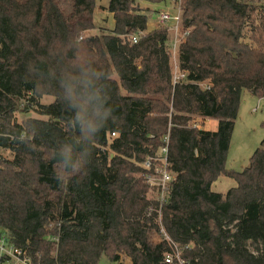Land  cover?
<instances>
[{
  "label": "trees",
  "instance_id": "1",
  "mask_svg": "<svg viewBox=\"0 0 264 264\" xmlns=\"http://www.w3.org/2000/svg\"><path fill=\"white\" fill-rule=\"evenodd\" d=\"M107 1L113 29L98 37L83 36L94 28L95 0H0V150L10 154L0 163V233L34 264H98L104 254L161 264L172 248L149 241L158 229L139 164L168 135V237L191 247V264H264V138L243 171L225 167L242 92L264 99V0H181L186 79L177 83L167 30L147 31L136 0ZM85 69L104 75L85 85ZM43 96L54 100L39 104ZM30 106L43 119L17 122ZM195 118L218 121L217 130L191 128ZM88 121L105 125L93 133ZM66 148L73 164L87 165L58 179L72 172ZM220 177L236 187L212 192Z\"/></svg>",
  "mask_w": 264,
  "mask_h": 264
},
{
  "label": "rangeland",
  "instance_id": "2",
  "mask_svg": "<svg viewBox=\"0 0 264 264\" xmlns=\"http://www.w3.org/2000/svg\"><path fill=\"white\" fill-rule=\"evenodd\" d=\"M107 0H95V11H94V28L92 30L84 33L83 36H102L110 35L113 29V19L112 16L105 10L107 6ZM134 6L139 9L142 13L147 14L149 17L147 31L154 29H164V26H161L157 18L158 16L166 11L172 10V4L170 7L169 0H163L158 4L149 3L146 1L136 0ZM172 35V34H171ZM170 33H168L167 44L170 47L171 59L170 67L171 74L176 72L175 66L179 65L178 58V46L173 49L171 44L173 39ZM79 40H81L79 38ZM53 97L43 96L39 100V104L47 105L53 102ZM26 103V102H25ZM23 103V106L26 107V104ZM27 113H16L15 117L17 122H21L26 118H41L36 112L34 106ZM207 120V119H206ZM195 118V123L199 124L203 130L214 131L217 130L218 121L216 120H207ZM193 121V120H192ZM192 121L189 123L191 125ZM193 121V122H194ZM112 134V133H111ZM108 136V144L110 141L116 138L117 135ZM264 138V99L259 98L251 93L243 91L240 97V103L238 107L237 117L234 120L233 130L230 138L229 148L227 151V159L225 167L228 170H233L235 172H241L249 166V159L253 155L256 149L260 147V144ZM9 153H5V156H9ZM114 154H111L113 157ZM138 176H136L137 178ZM145 182V181H144ZM236 183L233 179L227 177H220L213 185L212 192L219 194H226L230 189L235 188ZM148 194V187L146 191V197ZM148 199V198H147ZM159 236L155 231V228L148 230L149 241L155 243ZM121 264H129V259L125 258L123 255L120 256ZM98 264H117L109 260L108 255L104 254L100 258Z\"/></svg>",
  "mask_w": 264,
  "mask_h": 264
},
{
  "label": "built area",
  "instance_id": "3",
  "mask_svg": "<svg viewBox=\"0 0 264 264\" xmlns=\"http://www.w3.org/2000/svg\"><path fill=\"white\" fill-rule=\"evenodd\" d=\"M181 0H169L172 10L161 13L157 21L161 26H164L167 33H170L173 43L171 48H179L182 40L188 35V31H184L182 27V11L180 9ZM139 35L131 37V43H137ZM81 39V38H80ZM176 72L173 73L172 82H182L186 79V74L179 71L178 66H175ZM194 121V120H193ZM191 123L190 127L201 130L199 124L195 121ZM115 136L114 133L111 134ZM5 156L0 150V163L6 160ZM168 159V135L164 139V145L160 147L154 156L145 160L139 167L143 171V177L148 187L147 198L151 202L153 210L154 224L158 229V236L160 241H164L171 246V252L167 253L161 264H191L189 259L185 257L184 253L190 250V246L179 247L166 234L162 226V211L170 199L171 184L174 181V176L169 171ZM150 213L148 214V216ZM0 264H34L26 249L15 246L10 242L6 232L0 233Z\"/></svg>",
  "mask_w": 264,
  "mask_h": 264
},
{
  "label": "clouds",
  "instance_id": "4",
  "mask_svg": "<svg viewBox=\"0 0 264 264\" xmlns=\"http://www.w3.org/2000/svg\"><path fill=\"white\" fill-rule=\"evenodd\" d=\"M101 75H104V73L96 71L94 69H85L82 72V82L85 83V85L91 84L93 76L98 78ZM64 86H65L67 98L69 99L71 106L76 107L77 104L75 102L74 84L72 83L71 80H66V81H64ZM109 118H111V109L108 107V109H106L104 112V120L107 122L109 120ZM75 120H76V122L80 123L82 127L85 126L84 116H83L82 112H77ZM104 125H96L92 121H88L86 126L90 132L95 133V132H99L104 127ZM62 156L64 157V159L62 161L64 169L67 170L69 167H71L72 172L68 173L67 171H65V175L62 178L57 173L58 179H68L71 176L80 173L81 168H83V170L86 168L87 164H83V163L73 164L72 163L71 150L70 149L66 148L64 150V152L62 153Z\"/></svg>",
  "mask_w": 264,
  "mask_h": 264
},
{
  "label": "crops",
  "instance_id": "5",
  "mask_svg": "<svg viewBox=\"0 0 264 264\" xmlns=\"http://www.w3.org/2000/svg\"><path fill=\"white\" fill-rule=\"evenodd\" d=\"M206 121H207V120H206ZM212 131H214V130L212 129ZM218 179H219V178H218ZM214 183H215V182H214ZM214 183H213V184H214ZM213 184H212V185H213ZM211 190H212V186H211Z\"/></svg>",
  "mask_w": 264,
  "mask_h": 264
}]
</instances>
